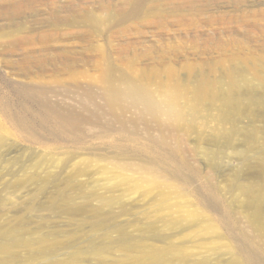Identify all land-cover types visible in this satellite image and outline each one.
Masks as SVG:
<instances>
[{
	"label": "rangeland",
	"instance_id": "obj_1",
	"mask_svg": "<svg viewBox=\"0 0 264 264\" xmlns=\"http://www.w3.org/2000/svg\"><path fill=\"white\" fill-rule=\"evenodd\" d=\"M106 75L158 119L78 109L71 86L100 100ZM248 256L264 264V0H0V264Z\"/></svg>",
	"mask_w": 264,
	"mask_h": 264
},
{
	"label": "bare ground",
	"instance_id": "obj_2",
	"mask_svg": "<svg viewBox=\"0 0 264 264\" xmlns=\"http://www.w3.org/2000/svg\"><path fill=\"white\" fill-rule=\"evenodd\" d=\"M91 18L93 19L92 16H88V18L83 17L82 20H87ZM106 79H108V85L107 87L102 86L103 89L100 94L101 96H99L100 100L97 97H94L90 92V89L86 87H80L78 85L71 86V91L76 95L75 101L79 105L78 109H99V106H101L105 110L107 109L108 113L110 114V117L112 116V118H115L116 121L128 122V124L131 123V121L134 122L137 120L145 122L148 120L149 115L153 118L158 119V117L156 116L159 113V108L153 100L152 95L148 93L141 84L127 81L117 84L115 83L117 82V80L109 79L108 75H106ZM62 90L67 91V87ZM72 105H75V103ZM48 112L51 114L52 112H54L56 116L53 119L59 124L62 129L67 128V123H77L76 120L71 119L72 117L68 118L67 115L62 114L58 111L48 110ZM125 113L130 114L129 120L126 117L124 118L123 115ZM50 118L51 117L47 114V117L44 120L48 121V119ZM169 118L172 117L169 116ZM124 119L127 120L125 121ZM64 129L62 130V132H67V130ZM146 135L152 136L153 138L157 139L160 138L159 140H162L164 142L168 141V139L166 140V137L163 134H159V138L158 136L156 137L155 135H151V133H146ZM173 150L175 152H178L177 147H174ZM214 229H216V227ZM252 258V256H248L247 261L249 264H253Z\"/></svg>",
	"mask_w": 264,
	"mask_h": 264
}]
</instances>
